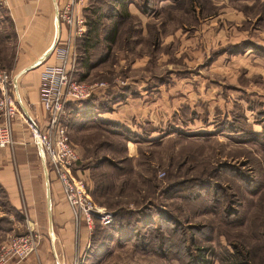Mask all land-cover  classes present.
<instances>
[{
    "label": "rangeland",
    "instance_id": "rangeland-1",
    "mask_svg": "<svg viewBox=\"0 0 264 264\" xmlns=\"http://www.w3.org/2000/svg\"><path fill=\"white\" fill-rule=\"evenodd\" d=\"M133 1L140 11H152L160 0ZM167 1L154 11L151 20L126 11L117 21L114 45L108 48L107 40L101 44L107 51L105 63L90 72L88 79H107L110 85L113 78L123 79L126 73H153V77L160 74L162 80L170 82L172 73L184 74L190 79L186 83L191 85L192 101L193 94L201 95L210 109L209 118L198 107L200 111L191 112L190 117L188 112L182 116L183 124L168 120L169 124L155 129L156 136L146 143V130L133 137L134 132L122 126H94L88 120L81 125L82 120L68 112L69 137L79 155L75 172L85 179L94 201L105 210L123 214L153 202L175 215L184 230L206 225L192 231L197 245H211V256L217 257L214 264H220L218 258L229 263V253H234L236 264H264V54L251 46V42L258 43L264 50V0ZM4 27L10 33L8 20ZM247 44L249 48L234 51ZM97 52L100 49H95ZM12 54L6 43L0 46V65L8 70L13 65ZM143 54L149 58L144 69L128 71ZM100 56L102 53L95 55ZM115 66H120L118 71ZM211 81L226 86L218 85L217 90ZM134 85L129 82V87ZM227 90L236 96L229 97L231 105H218L221 116H216L212 106L224 101ZM118 96L102 97L96 106L111 109L120 100ZM238 113L244 117L238 132L229 130ZM168 131L174 132L166 135ZM127 136L140 142L130 152ZM104 157L111 161H104ZM204 189L211 190L191 197ZM214 190L219 193L217 201L210 198L216 195L217 199ZM0 199L6 200L1 192ZM20 210L17 217L23 216L24 221L13 233L26 231L27 212ZM3 218L0 216V223ZM144 231L141 227L140 232ZM151 231L147 229L145 234ZM163 232L168 234V229ZM91 233L95 239L90 249L93 246L101 253L87 263L182 264L161 251L157 255L152 249L140 250L138 242L119 243L116 236L101 243L97 237L106 240L109 227H94Z\"/></svg>",
    "mask_w": 264,
    "mask_h": 264
},
{
    "label": "crops",
    "instance_id": "crops-1",
    "mask_svg": "<svg viewBox=\"0 0 264 264\" xmlns=\"http://www.w3.org/2000/svg\"><path fill=\"white\" fill-rule=\"evenodd\" d=\"M55 1L58 5L59 12L69 2V0ZM125 1V10L135 14L140 19L142 17L145 18V21L153 19L154 11H158L160 6L166 5L168 2L167 0H160L157 3V7H153L152 11L146 9L140 11L136 2L133 0ZM88 5L89 0H83L75 4L77 14L83 16L85 21L84 10ZM0 9H2V13H0V32H5V20L9 21L11 30L9 38L6 37L9 35L6 32L4 33V37L7 46H10L13 50V65L10 68L12 77L18 71L33 63L52 44L55 37H57L54 49L39 64L21 73L15 83L12 81L13 94L21 114L25 117V112L21 107L22 105L37 128H42L45 123L46 114L39 102L41 72L45 65L58 63L56 50L66 43L74 47V51L78 54L77 42L80 37L73 36L69 27L61 20H59L60 28L57 35V22L54 15L53 0H0ZM107 22L110 27L117 23L113 18L107 19ZM114 27L116 31V26ZM144 27L145 23L142 24V33H145ZM115 37L116 33L114 39L108 41L110 46L112 43L114 45ZM251 43L252 47H256L258 44ZM148 59L146 54L135 58L128 71L144 69ZM105 61L106 58L101 65ZM119 64H123V59L120 60ZM167 65L170 66L169 64ZM98 67L90 70L86 78L83 79L90 82H107V79H88L90 72L96 70ZM119 67L115 66L114 68L118 71ZM123 67L125 68V66ZM167 68L170 69V67ZM81 70L77 63L76 75L78 77ZM147 74L134 76L131 73H126L123 78L125 81L123 85L118 83V78H113L110 81V85L107 84L103 88L97 87L91 98L79 102H70L67 113L70 112V116H73L77 121L82 120L81 125L84 124V121L88 120V122L98 124L101 127L105 125L122 126L129 133L134 132L133 137L143 135L142 131L146 130L144 132V142L146 143H149L148 141L153 140L152 138L156 136L154 135L155 129L164 127V124H169L167 123L168 120L182 123V116L188 112L190 117L191 112L200 111L198 107L209 118L210 109L208 108L207 102L202 100L201 95L197 97L196 94H193L195 96L193 100L195 101H192L191 85L186 83V80L190 79L183 76L184 74L175 76L172 73L170 82H166L165 79L162 80L159 77L160 74H156L158 76L155 77L151 75L153 73ZM129 82L135 85L129 87ZM211 83H213L210 84L211 87L216 83L217 90L218 85L220 87L226 86L223 82H218L217 84V82L211 81ZM147 84H149V87L146 86ZM120 88L121 90H119ZM198 89L201 88L198 87ZM200 93L203 95L204 91H200ZM110 94L119 95L116 98L121 97L119 101L114 103V107L107 109L100 106V109L96 106L97 101H100L102 97H107ZM233 96L236 95L231 90H227L225 93L226 98H223L224 101L219 100L214 102L215 104L212 108L216 116H221L218 105L223 104L225 106V103L226 105H231L229 97ZM246 101L248 103L247 99ZM236 103L237 100L235 105ZM228 109L230 108L228 107ZM23 116L18 115L14 122L13 146L0 148V192L6 198L4 201L0 199V216L2 218L4 217L3 222L0 223V243L8 234L18 231L21 228L24 221L23 216L17 217V213L22 208L27 212L25 217L31 222L37 232L38 245L36 250L25 258L21 260L11 259L7 264H101L100 261L87 263V259L91 256L101 253L96 252L93 246L90 249L91 243L94 242L95 238L91 236L92 233L83 225H76L68 205L61 195L59 183L55 181L53 174L46 169L50 187L52 220V230L50 231L42 164V158L44 159V157L42 149L37 143H33L32 141L28 126L32 125V123L29 120L25 121ZM231 125L232 123L229 126ZM148 126L151 128L144 129ZM173 132L168 131L166 135H171ZM125 140L129 152L133 150L136 143H140L128 136L125 137ZM106 241L109 242L110 238L101 243ZM105 248H107L106 245H104ZM96 249L97 251L100 250L98 247Z\"/></svg>",
    "mask_w": 264,
    "mask_h": 264
},
{
    "label": "built area",
    "instance_id": "built-area-1",
    "mask_svg": "<svg viewBox=\"0 0 264 264\" xmlns=\"http://www.w3.org/2000/svg\"><path fill=\"white\" fill-rule=\"evenodd\" d=\"M83 0H69L59 12L72 35L81 37L86 32V21L76 12L75 4ZM69 43L56 50L58 63L45 65L41 72L39 102L46 117L42 128L29 126L33 143H39L47 169L60 185L61 195L68 205L76 225L92 231L95 224L109 225L113 212L99 207L94 201L87 182L75 172L79 155L72 144L65 121L70 102L87 100L97 87L107 86L105 81H87L76 75L78 54ZM123 85V79L118 80ZM22 115L13 94L12 73L0 65V148L12 147L13 125ZM25 121L27 119L23 116ZM26 231L8 234L0 243V264L11 259L21 260L34 252L38 235L27 219Z\"/></svg>",
    "mask_w": 264,
    "mask_h": 264
},
{
    "label": "trees",
    "instance_id": "trees-1",
    "mask_svg": "<svg viewBox=\"0 0 264 264\" xmlns=\"http://www.w3.org/2000/svg\"><path fill=\"white\" fill-rule=\"evenodd\" d=\"M125 0H89L88 7L84 10V15L86 17V32L82 37L78 39L77 42V52H78V67L81 68L79 73V78H86L88 72L98 66L104 61L107 56V51L104 50L101 44L104 40L112 41L116 33L114 26L110 27L107 19L113 18L115 21H119L124 17L125 10ZM2 9H0L1 13ZM103 27V28H102ZM100 28L103 32L100 34ZM5 33V32H4ZM4 33L0 32V46L5 42ZM9 34V33H8ZM10 34L6 37L9 38ZM249 44L243 47H238L234 51H241V49H247ZM110 48V45L108 46ZM95 49H100V52L94 53ZM107 49V47H106ZM255 52L259 54H264V50L261 47H254ZM102 53L103 56L95 57ZM69 106L67 107L68 110ZM244 117H237L233 122V125L229 126L233 131L241 125V120ZM91 124V123H88ZM95 123H92L94 125ZM87 126V125H85ZM95 126V125H94ZM127 130V129H125ZM128 131V130H127ZM107 160L106 157L103 159ZM111 161V160H107ZM202 184V183H201ZM204 184V182H203ZM204 186L208 187L207 184ZM209 188V187H208ZM169 190L171 187L168 188ZM204 189L198 191L197 195L202 196L205 191H210ZM215 191V190H214ZM211 196L212 201L219 200V193ZM183 197V196H182ZM189 198V197H188ZM3 222V220H2ZM1 222V223H2ZM182 222L175 218L169 210L166 208H161L159 204H154L153 202L142 205L141 208L128 212L116 211L113 212V221L109 225L95 224L96 227H109L110 234L106 238L117 237V241L121 243L124 241H135L138 242L137 245L140 250L146 251V249H152L157 255L166 254L171 257H175L181 261L182 264H212L214 258L211 256V245L199 246L197 245L196 234L193 233V229H202L206 225H199V227H184ZM192 226V225H191ZM141 227L145 229L144 232H140ZM94 229V228H93ZM152 230V234H145L146 230ZM168 229V234H165L163 230ZM191 229V230H189ZM192 232V233H191ZM100 241H104L105 238L98 237ZM230 262L224 263L223 260L218 258L220 264H236L234 253H229L228 256Z\"/></svg>",
    "mask_w": 264,
    "mask_h": 264
},
{
    "label": "water",
    "instance_id": "water-1",
    "mask_svg": "<svg viewBox=\"0 0 264 264\" xmlns=\"http://www.w3.org/2000/svg\"><path fill=\"white\" fill-rule=\"evenodd\" d=\"M53 3H54V15H55V19H56V22H57L56 23V33L58 35L59 28H60L59 11H58V5H57L55 0H53ZM56 39H57V37H55V39L53 40L52 44L37 59H35L33 61V63H31L27 67L21 69L16 74H14V76L12 77V81L15 83L17 77L21 73H23L24 71L29 70V69L33 68L35 65L39 64L54 49V47L56 45V41H57ZM21 107H22V110L25 112V117L27 118V120H29V122L32 123L33 127L37 129V126L34 124L32 119L30 118V116L26 112L25 108L22 105H21ZM37 144L41 148L40 144L39 143H37ZM42 164H43V169H44V180H45V192H46L48 225H49V229L51 231L52 230V220H51V210H50V187H49V178H48V174H47V171H46L47 167H46L45 160L43 158H42Z\"/></svg>",
    "mask_w": 264,
    "mask_h": 264
}]
</instances>
